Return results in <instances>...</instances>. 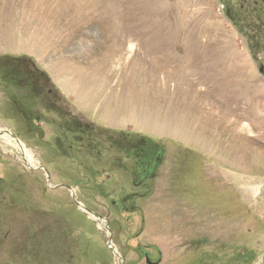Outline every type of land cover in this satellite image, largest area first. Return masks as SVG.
<instances>
[{"label": "rangeland", "instance_id": "1", "mask_svg": "<svg viewBox=\"0 0 264 264\" xmlns=\"http://www.w3.org/2000/svg\"><path fill=\"white\" fill-rule=\"evenodd\" d=\"M228 7L243 34L227 18ZM247 34L259 38L258 63ZM127 43L158 64L137 68L138 53L129 70H116L122 80H148L123 81L117 95L149 98L138 110L136 103L121 106L108 130L79 116L63 94L61 59L98 53L90 64H63L73 73V81L64 77L68 88H97L107 76L102 60ZM5 56L33 59L62 99L43 93L26 105L42 119L28 134L0 89V131L9 130L37 161L28 167L0 139V264H264V0H0ZM109 86L100 92L111 93ZM72 115L101 131L79 143L65 129ZM120 132L148 137L163 150L154 181L145 183L153 194L134 214L114 208L127 195L144 194L133 179L137 162L115 148ZM89 141L99 156L86 150ZM227 203L250 214H217ZM198 239L208 246L191 247Z\"/></svg>", "mask_w": 264, "mask_h": 264}, {"label": "trees", "instance_id": "2", "mask_svg": "<svg viewBox=\"0 0 264 264\" xmlns=\"http://www.w3.org/2000/svg\"><path fill=\"white\" fill-rule=\"evenodd\" d=\"M226 16L239 29V32L243 34V30L240 28L242 20L238 17V14L228 7L226 9ZM245 37L251 56L258 63V55L261 49L259 38L256 34L255 36L247 34ZM261 68H264V66H261ZM0 89L10 99L13 107L23 120L28 134H35L38 131L35 124L42 119L37 112L32 110L30 105H26L39 100L43 93L54 96L58 101L62 99L49 75L42 71L34 60L29 57H0ZM51 109L55 110L56 108L52 107ZM71 119V124L65 127V129L69 134L77 136L79 143H83L84 135L87 133L101 131L100 127L84 122L76 115H72ZM119 135L120 137L114 142L115 148L118 150L122 149L128 159H134L137 162L133 179L135 186L143 190L144 194L127 195L116 202L114 208L123 213L134 214L139 211L137 207L138 201L149 198L153 194V185L151 184V186L147 187L145 183L148 180L154 181L156 171L162 160L163 150L162 146L148 137H135L130 133L123 132H120ZM85 148L92 155L99 156L101 154L99 146L94 142H87ZM115 168L126 170L127 166L117 162ZM218 203L221 205L219 200ZM227 204L224 209L221 208V212L216 210L217 214L222 213L225 217L234 218L239 214L248 212L244 206L240 209H235L229 203ZM248 214L250 213L248 212ZM208 244V240L198 239L191 243V247L199 250L202 247L208 246ZM201 259L199 262H201Z\"/></svg>", "mask_w": 264, "mask_h": 264}, {"label": "crops", "instance_id": "3", "mask_svg": "<svg viewBox=\"0 0 264 264\" xmlns=\"http://www.w3.org/2000/svg\"><path fill=\"white\" fill-rule=\"evenodd\" d=\"M115 31V30H114ZM137 43V42H135ZM115 52V51H114ZM116 54H111L112 56H108L107 60H102L101 65L106 66L105 68L107 69V72H104L103 74L107 73V76L104 80H102L101 82H98V86L97 88L94 87H89V88H80L79 84L80 82H76L75 83V88L72 90L70 88H68L67 84L64 82V77L68 76L70 77V79H67L68 82L69 81H73V73L71 72H64L63 70V64L65 62H68V60L72 61V60H76L77 62H79L80 64H90L89 60H91V58H97L100 59L99 54L98 53H94L92 52L90 55L88 53L85 54H76V56L73 55H68L63 57V59H61V67H60V78H59V84L61 86V90L63 92V94L65 95V97L69 100V102L73 105L74 109L77 111V113L79 114V116H88L92 119H94V123L95 124H100L101 122H103L105 129H111V122H110V118L112 116V114L115 115V113L119 114L118 109L121 106H126L127 108H133L134 109V103H136V110H138L139 106H140V102H147L148 101V96L147 95H142L141 93H139V91L136 94H129V95H117L115 93V89L116 86H118L121 82H144V83H148V80L145 78H139V77H133L130 76L127 79L122 80L120 75L117 74L115 76V72L116 70H121L123 68H127L128 70L130 68L131 65L134 64L133 62V57H136V54L140 53L139 59L137 61V63H135L134 66H136L137 68H139L138 65L142 64L144 70H146L148 68L149 65H152L151 63H153V68L155 69L157 67V58H151L149 61V57L150 55L146 54V53H141V51L139 52V45L137 44H129L128 43L123 46L122 48H120L119 51L116 50L115 52ZM98 56V57H97ZM101 60H97L96 64H99ZM138 64V65H137ZM161 68L163 69V67L161 66ZM112 74V75H111ZM157 79L153 78L152 82L155 83ZM108 83L111 89V93H101L100 89L105 88L104 85ZM154 83H152L151 86L156 87V89H158L157 84L155 85ZM163 83H166V79L163 78V73H161L160 76V86L162 88ZM139 87H136L135 90H138ZM100 93H99V92ZM151 100L157 101L158 97L156 94L151 96ZM132 112V111H131ZM155 113V112H154ZM99 114V117H98ZM140 114V112L137 113H133L132 115H138ZM108 117V118H106ZM158 117V116H157ZM101 126V125H99Z\"/></svg>", "mask_w": 264, "mask_h": 264}, {"label": "bare ground", "instance_id": "4", "mask_svg": "<svg viewBox=\"0 0 264 264\" xmlns=\"http://www.w3.org/2000/svg\"><path fill=\"white\" fill-rule=\"evenodd\" d=\"M0 139L2 140L3 144L16 150L19 156L21 157V159L25 162V164L28 167L34 168L37 165V161L34 158V154L29 149H27V147L22 141H18L17 139H15L9 130L2 129L0 131ZM89 215L90 217H92L93 220L98 222L100 227H107L108 224L105 220L100 219L92 214H89ZM112 247H113V243H112ZM115 251L117 252L116 249Z\"/></svg>", "mask_w": 264, "mask_h": 264}, {"label": "water", "instance_id": "5", "mask_svg": "<svg viewBox=\"0 0 264 264\" xmlns=\"http://www.w3.org/2000/svg\"><path fill=\"white\" fill-rule=\"evenodd\" d=\"M260 72H261V74H263L264 73V68H261L260 69ZM12 134V133H11ZM12 136H13V134H12ZM14 137V136H13ZM15 138V137H14ZM15 139H17V138H15ZM18 141H20L19 139H17ZM84 208V207H83ZM85 210V209H84ZM86 212H87V210H85ZM89 214H92V213H89ZM92 215H94V214H92ZM107 230H110L109 229V227L107 226ZM108 247L114 252V254L116 255V256H119L120 257V255L118 254V252H116L115 251V249L112 247V240L111 239H109V241H108ZM262 262H264V256H263V258H262ZM148 264H151L150 263V261H149V259H148Z\"/></svg>", "mask_w": 264, "mask_h": 264}]
</instances>
